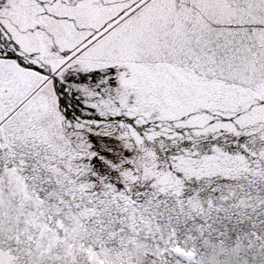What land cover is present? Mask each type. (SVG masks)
Segmentation results:
<instances>
[{
  "label": "snow or ice",
  "instance_id": "snow-or-ice-1",
  "mask_svg": "<svg viewBox=\"0 0 264 264\" xmlns=\"http://www.w3.org/2000/svg\"><path fill=\"white\" fill-rule=\"evenodd\" d=\"M0 264H264V0H0Z\"/></svg>",
  "mask_w": 264,
  "mask_h": 264
}]
</instances>
